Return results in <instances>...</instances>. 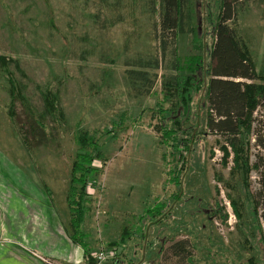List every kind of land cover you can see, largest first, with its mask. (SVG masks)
Segmentation results:
<instances>
[{
  "label": "rangeland",
  "instance_id": "rangeland-1",
  "mask_svg": "<svg viewBox=\"0 0 264 264\" xmlns=\"http://www.w3.org/2000/svg\"><path fill=\"white\" fill-rule=\"evenodd\" d=\"M157 1L0 0V55L19 63V68L4 66L0 60L3 162H13L49 185L55 194L52 206L67 229L72 215L66 197L79 148L75 135L87 131L98 138L106 163L95 162L102 170L92 179V202L81 228L94 260L102 249L114 251L100 264H171L173 256L165 249L179 238L194 243L195 264H239L250 256L264 264V215L261 210L252 213L251 195L259 188L257 169L253 168L247 182L242 171L231 176L232 157L226 165L222 161L220 145L225 138L204 124V101L174 114L171 101L165 99L162 80L175 72L171 53L161 57L159 18L154 10ZM196 4L200 36L204 34L211 44L210 16L202 14V0ZM239 29L260 69L264 63V0L248 3L240 14ZM178 47L182 58L195 51L192 35H182ZM199 53L209 61L208 50ZM156 56L161 67H150ZM8 70L25 86L23 93L31 106L40 110L42 94L59 91L55 98L62 115L57 111L53 119L44 120L46 134L41 144L28 133L31 113L21 97H16L15 115L9 113ZM138 70L147 71L150 81L132 74ZM161 105L167 110L161 112ZM255 116L256 138L264 134V106ZM176 117L187 130L179 133L181 138L188 136L187 143L197 129L190 153L181 146L182 156L173 139L164 140L160 125L164 121L175 127ZM23 134L29 135V146ZM252 151V162L258 153L264 155L262 146L253 145ZM233 198L242 217L235 212ZM159 202L165 210L161 220L159 213L148 211ZM51 215L55 219L54 211ZM156 219L159 222H153ZM125 229L130 232L128 238L112 248L111 242L120 239ZM135 249L139 257L131 254ZM33 255L45 264L51 260L64 264L35 250Z\"/></svg>",
  "mask_w": 264,
  "mask_h": 264
},
{
  "label": "trees",
  "instance_id": "trees-1",
  "mask_svg": "<svg viewBox=\"0 0 264 264\" xmlns=\"http://www.w3.org/2000/svg\"><path fill=\"white\" fill-rule=\"evenodd\" d=\"M196 1L158 0L154 4V10L159 18L157 32L158 37H161V57L167 56L168 51L171 53V65L175 72L173 75L164 76L162 80L165 99L171 101L172 108H170V111L174 114L179 113L181 108H183V112L190 111L192 106L199 105L204 101L206 107L204 124L225 138V143L220 145L223 151L222 161L226 165L229 158L232 157L234 164L230 169L231 176L242 171L247 182L253 168L257 169L259 188L251 195L252 213L254 212L256 215L261 210L264 215V155L258 153L257 159L252 162L253 145L262 146L264 150V134L259 133L256 138L253 137V127L257 120L255 113L259 107L264 106V63L258 69L251 48L246 43L248 40L239 29L240 14L246 10L248 3L253 0H202V6H204L202 14L207 15V17L210 16L209 20H211L213 26L211 44L207 43L204 34L200 36L201 26L198 25L197 27V21L195 20ZM186 33L192 35V44L195 51L182 58L178 54V42L180 37ZM204 49L209 51L210 58L208 62L199 53ZM0 60L4 66L14 64L19 68L18 61H13L5 55H0ZM148 65L156 68L161 67L160 58L156 56L154 61ZM132 72L137 78L140 77L147 82L150 81L147 71ZM8 75L10 84L8 90L11 95L9 113L12 116L15 115V100L16 97H21L31 113L29 116H31L32 123L28 133L38 139L41 144L46 134V122L44 120L50 118V116L53 119L54 113L57 114L59 109V104L55 98V96H58L59 91L43 93V104L40 110L36 106H31L28 102L23 93L25 86L14 77L11 70H8ZM198 94H201V96L198 97ZM160 110L163 112L167 109L161 105ZM164 118L168 117L164 116ZM173 120L175 127H169L164 121V123H160L161 126L163 125L161 127L162 137L164 140L173 139V145H175L180 155L182 154L181 146H184L186 153H190L197 129L190 133L189 142L187 143L185 137L188 136H185V139L179 137V133L187 132L182 128V119L176 117ZM260 122L262 123L258 120V123ZM14 130L16 132V128ZM19 137L21 136L19 135ZM28 137V134H23L21 137L25 143H28L27 146H29ZM75 139L79 148L71 166V181L66 197L72 215L67 231L73 241L84 247L85 259L88 263L96 264L97 260H94L89 249V242L86 239L87 234L81 227L92 202V179H95L102 170L95 166V162H101L104 166L106 163L104 161L105 155L98 138L89 132L78 131ZM253 139H255L254 143L252 142ZM186 157H183L182 160ZM218 178L222 181V176ZM224 183L227 184L226 181ZM44 187L47 188L50 194H53L47 184ZM232 203L238 217H242L238 202L233 198ZM163 208L164 203L159 202L148 211L152 215L159 213L160 217L158 218L161 220V216L165 214ZM153 222L156 223L159 220L156 219ZM125 230L120 239L111 242L112 248L118 244H123L125 239L128 238L130 232L126 230V233ZM193 247L194 243L190 239L183 238L174 240L166 247L165 251L168 250L175 257L171 260V264H195ZM162 251L163 245L159 248V252L162 253ZM239 264H258V262L253 256H250L246 262H240Z\"/></svg>",
  "mask_w": 264,
  "mask_h": 264
},
{
  "label": "crops",
  "instance_id": "crops-1",
  "mask_svg": "<svg viewBox=\"0 0 264 264\" xmlns=\"http://www.w3.org/2000/svg\"><path fill=\"white\" fill-rule=\"evenodd\" d=\"M3 161L0 154V264H45L34 250L64 264H89L84 247L72 240L53 208L55 194L49 185L53 194L44 187L46 182L41 184L13 162ZM131 254L140 253L135 249Z\"/></svg>",
  "mask_w": 264,
  "mask_h": 264
},
{
  "label": "built area",
  "instance_id": "built-area-1",
  "mask_svg": "<svg viewBox=\"0 0 264 264\" xmlns=\"http://www.w3.org/2000/svg\"><path fill=\"white\" fill-rule=\"evenodd\" d=\"M262 222H263V226H264V217H262ZM109 255L112 256L114 255V251H106L104 249L100 250L97 255L95 256L96 260H97V263L96 264H100L102 263V261H104L106 258H109ZM44 261H46L47 263L49 262L48 259H43ZM51 263H48V264H57V263H54L53 260L50 261Z\"/></svg>",
  "mask_w": 264,
  "mask_h": 264
}]
</instances>
